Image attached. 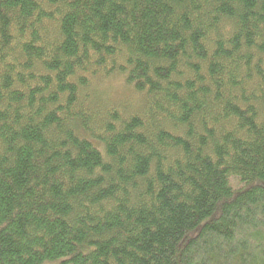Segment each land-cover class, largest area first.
Listing matches in <instances>:
<instances>
[{"label": "trees", "instance_id": "16d2710c", "mask_svg": "<svg viewBox=\"0 0 264 264\" xmlns=\"http://www.w3.org/2000/svg\"><path fill=\"white\" fill-rule=\"evenodd\" d=\"M0 264H264V0H0Z\"/></svg>", "mask_w": 264, "mask_h": 264}, {"label": "rangeland", "instance_id": "374dc122", "mask_svg": "<svg viewBox=\"0 0 264 264\" xmlns=\"http://www.w3.org/2000/svg\"><path fill=\"white\" fill-rule=\"evenodd\" d=\"M102 90L104 91L105 96L112 100L125 99L131 96L133 98V93L126 88L121 77H115L104 82Z\"/></svg>", "mask_w": 264, "mask_h": 264}]
</instances>
